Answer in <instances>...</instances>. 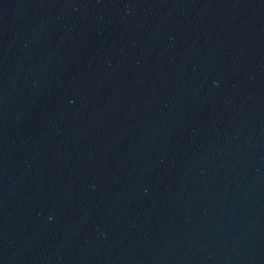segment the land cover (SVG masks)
Returning <instances> with one entry per match:
<instances>
[{
  "label": "water",
  "instance_id": "1",
  "mask_svg": "<svg viewBox=\"0 0 264 264\" xmlns=\"http://www.w3.org/2000/svg\"><path fill=\"white\" fill-rule=\"evenodd\" d=\"M0 264H264V0H0Z\"/></svg>",
  "mask_w": 264,
  "mask_h": 264
}]
</instances>
